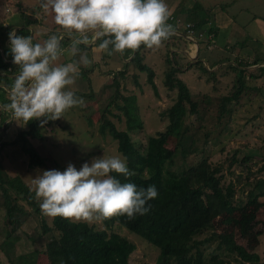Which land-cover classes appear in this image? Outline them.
<instances>
[{
    "label": "trees",
    "instance_id": "1",
    "mask_svg": "<svg viewBox=\"0 0 264 264\" xmlns=\"http://www.w3.org/2000/svg\"><path fill=\"white\" fill-rule=\"evenodd\" d=\"M19 1L16 0V3L12 5L21 21L16 25L19 27L16 34L29 36L28 28L36 31V27L41 25L44 15L40 13L43 10L40 6L41 0H36L38 6L27 7L22 6ZM1 5L2 2H0ZM205 11L209 12L210 9ZM201 24L198 22L194 26ZM53 27L56 31L52 29V32L47 33L48 35L63 32L55 23ZM10 31L11 29L2 28L0 24V84L9 86L12 84V78L19 72V67L12 62L10 49L4 47ZM168 41L162 42L166 49L164 53L163 51L160 53L162 54L160 60L164 65L162 86L166 92L174 93V97L165 110L161 111V116L166 118L163 130L146 138L142 150L133 145L128 135V131L141 129L142 123L135 108V98L124 96L120 92V83L127 78L126 71L133 67L136 72V74L130 73L131 84L136 88H140L139 75L144 74L145 85L149 86L155 98L159 97L153 82L154 69L145 64V60L151 55V50L144 45L133 53L131 50L120 53L123 59L128 58L131 53L132 56L123 64L121 71L112 76L107 86L113 90L112 99L118 98L122 103V107L119 105L117 107L121 109L125 117L126 130H118L105 116H100L102 119L100 131L109 134L116 144L117 152L127 157V166L135 173L128 178L116 173L111 175L119 179L121 183L131 182L138 188L154 185L158 196L149 201L151 210L146 215H138L134 219H129L126 215L104 219L99 221L101 227L84 221L49 217L42 213L41 201L36 198L35 191L29 190L20 176L8 177L3 164L0 163V206L3 210L0 253L5 257L7 264H37L39 257L45 258L47 264H128V258L135 247L125 238L112 232L113 225L124 228L150 245L156 251L154 264H227L228 256H233L237 264H264L256 253L246 251L228 238L211 235L199 240L204 232L212 228L213 221L218 216L228 211H244L246 207L257 203L254 192L262 181L252 180V177L255 172H263L262 178L264 177V156L261 158V166L259 165L255 172H251L250 169L259 162L255 163L257 160L254 155L249 154V150L256 152V149L245 145L243 147L245 153L240 158L236 156L237 150L228 148L225 152L224 149H220V155L225 153L220 162L213 163L207 157L188 162L189 155L200 151L196 144L197 141L200 142L199 136L203 138L202 143L205 145L208 139H216L211 137L210 130L200 131V123L204 122L201 115L208 109L212 113V109L209 108L211 99L205 94L190 93L177 77L185 64L179 63L182 60L181 56L175 53L169 55V51L171 48L178 49L180 44L177 43L180 40H174L170 45H167ZM101 42L102 40H97L96 45L98 46ZM209 43L211 44V41L204 40V47ZM237 56L232 57L233 63L229 62L231 58L224 57L218 58L208 67L211 69L216 65L236 74L231 92L216 97L215 122H220L223 117L231 113L230 104L238 105L242 97L257 95L258 89L247 90L246 82L264 80V66L246 70L258 64L264 65L263 53L259 52L255 57L252 54L247 59L241 57L239 60ZM197 60L189 66L187 61V69L199 68L204 75L208 76L204 82L210 83L209 81L213 79H210L209 71L199 65ZM215 84L216 82L212 83V89L215 88ZM262 103L264 104V100ZM185 118H192L197 122V126L191 133ZM44 119L43 117L33 119L26 124L18 120L20 129L12 142L0 139V154L4 147H19L22 154L26 156V169L32 170L45 166L46 160L42 159L30 144V141L40 142V144L43 141L40 123ZM0 120L3 122L5 117H1ZM52 121L48 120L47 124ZM205 122L210 123L207 119ZM222 129L223 127L220 131ZM172 137L175 139L174 144L168 146L167 141ZM200 153L204 155L202 150ZM226 176L230 179L225 182ZM242 195H245L244 199ZM29 217H34L38 222L37 235L36 238L27 240L29 242L27 251L24 250L18 254L14 246L21 239L16 232ZM47 218L49 223H46ZM212 239L216 240V246L205 253L201 246L204 242H212ZM262 244L264 246V240ZM51 245L54 249L50 253Z\"/></svg>",
    "mask_w": 264,
    "mask_h": 264
},
{
    "label": "rangeland",
    "instance_id": "2",
    "mask_svg": "<svg viewBox=\"0 0 264 264\" xmlns=\"http://www.w3.org/2000/svg\"><path fill=\"white\" fill-rule=\"evenodd\" d=\"M233 1L234 0H183L182 8L185 12L189 13L188 21H194L195 19L206 20V14L208 13L204 12L205 9H216L230 3L231 5L229 8L223 7V9H226L230 16H235L234 12L240 8L241 4L249 3V5L244 7V9H246L245 12H240L238 17L235 16L236 20H241V18L249 19L250 16H252L264 23V0H235L234 3ZM0 2H2L1 6L3 7L1 8L0 6L1 27L9 28L12 31V29L21 22L12 6L16 3V0H0ZM19 2L22 3L24 7L39 5L36 0H20ZM253 4H259L261 7L256 9V5L254 8ZM40 13L42 15L44 13L40 23L41 25L36 27V31L28 28L33 32L32 38L34 40H39L41 37H49L47 33L55 29V27H53L55 23L54 14L45 12L44 10ZM40 13H38V16H40ZM257 15L261 16L257 17ZM208 18L210 21L214 20L213 15ZM180 23L181 22H179V24ZM57 27L59 29V26ZM194 27L196 30H202L203 28L202 24ZM16 28L19 27L17 26ZM232 30H238L239 33L244 32L236 22ZM220 33L226 35L229 33V29L226 28L224 32L219 30V33L217 32L216 34L217 40L223 37ZM260 37L264 38V29H261V31L257 33L254 40ZM202 40L204 39H198L200 53L197 61H199V65L209 71L210 79L213 80H210V83H205L204 80L207 79L208 76L204 75L199 68L195 67L180 72L177 77L184 83L190 93L205 94L211 99L209 108L212 109V113H210L208 109L206 113L201 115L204 122L200 123V131L210 130L212 134L211 137H216V139H208L207 145H205L202 143L203 138L199 136L200 142L198 143L197 141L196 144L204 155H202L200 151H197L196 154L188 156V162L197 161L203 157L209 158L213 163L220 162L225 154L223 153L220 155V149H224L225 152L228 151V148L237 150L236 156L240 158L245 153L243 149L245 145L248 148L256 149V152L249 150V154L254 155L257 160H254L255 163L259 162L250 169L251 172H255L258 166H261V158L264 156V104H261L262 100H264V80L260 83L256 80H250L248 83L246 82L245 87L247 90L258 89L257 95L242 97L238 105L230 104L229 108L231 109V113L223 117L220 122H215L214 116L216 111L214 110L216 108V97L219 95L224 96L231 92L235 80L234 76L236 74L223 67L219 68L216 65L213 67L214 69H209L208 67L217 60L216 57L219 59L229 57L230 52L223 51L222 49L219 51L217 48L218 45L215 46L213 51H207L204 48ZM257 41L260 43V40ZM221 45L223 46V43L220 44V46ZM260 46H262V44H260ZM154 48L156 47L149 48V50ZM187 48V50L193 48L192 44L187 42ZM156 52L157 53L151 52L153 55H149L150 57L145 60V64L154 69L155 78L153 82L158 91V98H155L149 86L147 84L145 85L144 74L139 75L138 78L140 88H136L131 84L130 73L136 74L133 67H130L129 70L126 71L127 78L120 83L121 94L128 97L133 96L135 98V108L137 109L138 118L141 120L142 128L137 131H128V135L133 145L140 150L144 148L146 138L152 137L156 132L163 130L166 124V118L161 116V111L165 110L174 97V93L166 92L162 86L164 65L159 58L161 50L159 49ZM242 53H246V51L242 50ZM69 56L68 52H63L57 63L66 64L73 60H79V56L74 57L73 60H68ZM235 56L236 55H231V57H229L231 58L229 60L230 63H233L232 57ZM239 59L240 57H238V60ZM107 61L109 62L107 66L102 67L100 64L94 66L93 62L87 67L81 64L83 68L80 69V74L75 84L69 86V89L75 93H84L79 96L83 98V105L68 109L61 118L53 120L49 124H42L41 121L40 132L43 141L41 144L40 142L36 143L35 141H30V144L34 147L35 152L42 159L46 160L45 166L28 170L25 167L26 156L22 154L19 147H4V150L0 154V163L3 164L5 174L8 177L13 178L15 175L20 176L21 181L26 187L29 190H34L33 178L43 171L52 169L64 171L69 163L73 164L77 170H79L83 163L88 162L91 164L94 157L119 154L116 150L115 142L107 132L102 133L99 126L102 122L100 116L103 115L111 121L118 130L125 131L127 128V125H125V117L121 109L118 108L119 106L122 107V103L118 98L112 99L113 90L110 87L107 88L111 82L112 76H115L118 71H121L125 60L119 59L117 62H115L116 60H114V62L111 60ZM204 64H206V66ZM246 69L247 71L254 70L253 67H248ZM99 70L102 74L98 72ZM213 82H216L214 89H212ZM85 95H87V97H85ZM206 119L210 123H206ZM185 122L189 124V133L193 132L195 126H197V122L193 121L192 118H185ZM221 123L224 124L221 125ZM17 126L18 123L13 124V130H19L20 126L18 128ZM221 127H223V129L220 131ZM174 140L173 137L170 138L167 141V145H173ZM225 156H227V154ZM235 171L237 172L236 169ZM262 173L263 172H255L252 177V180L260 179L262 181L258 184L254 192L257 203L246 207L244 211H228L218 216L214 219L212 228L204 232L199 240H202L204 237H210L211 235L215 237H225L232 240L236 245L243 247L246 251L256 253L260 261H264V246L262 244L264 240V202H262L264 199V177L262 178ZM229 179L230 177L226 176L224 180L226 182ZM244 198L245 195H242V199ZM24 208L29 210L27 207ZM2 216L3 210L0 206V233L3 234ZM48 218L46 219L47 221L45 220L46 223H49ZM89 224L101 227L99 222H92ZM38 227V222L34 217H29L25 220L16 232V235L20 236L21 239V241L17 242L14 246L16 253L19 254L24 252V250L27 251L26 248L29 246L27 240L29 238H36ZM111 231L134 245L135 250L129 256L128 264H154L156 251L150 245H147L142 239L122 227L113 225ZM212 240V242H204L201 246L205 253L210 252L216 246V240ZM36 246L39 247L38 245ZM49 248L51 253L54 246L51 245ZM226 260L227 264H237L233 260V256L226 257ZM38 263L47 264V260L43 257H39L37 260V264ZM0 264H7L5 257L1 253Z\"/></svg>",
    "mask_w": 264,
    "mask_h": 264
},
{
    "label": "clouds",
    "instance_id": "3",
    "mask_svg": "<svg viewBox=\"0 0 264 264\" xmlns=\"http://www.w3.org/2000/svg\"><path fill=\"white\" fill-rule=\"evenodd\" d=\"M40 6L54 14L63 32L34 43L31 30L29 36H20L16 34L19 28L12 29L10 53L19 72L10 86L0 84L10 101L0 104V110L23 124L41 117L45 118L42 124L57 120L68 109L83 105V98L69 89L80 74V65L91 64L80 45L102 40L98 49L111 56L113 52H135L141 45L159 47L173 32L167 23L171 13L165 0H41ZM65 33L72 37L68 52L72 57L79 55V60L60 64ZM111 173L126 178L135 175L121 154L94 157L79 170L69 163L64 171L52 169L36 175L32 182L42 213L89 223L120 215L129 219L146 215L152 207L149 201L158 196L156 187L121 183Z\"/></svg>",
    "mask_w": 264,
    "mask_h": 264
},
{
    "label": "crops",
    "instance_id": "4",
    "mask_svg": "<svg viewBox=\"0 0 264 264\" xmlns=\"http://www.w3.org/2000/svg\"><path fill=\"white\" fill-rule=\"evenodd\" d=\"M182 2H183V0H165V3L168 5L169 11L171 13L170 16L179 20V22H181L183 24L189 23V24H192L194 27V25L201 20L200 22L202 23V27H203L202 30L208 31L209 27H210L209 33L212 34V38H211V44L209 45L210 50H207V51H213L215 46L218 45L217 48L219 51L222 49L223 51L231 52L229 54V57H231V55H238V57H240V58L242 57L243 59H247L248 57L252 56V54L254 57L259 52L264 54V41H262V40H264V38L260 37L259 39H257V40H260V43H258L259 41L254 40L257 33L259 31H261V29H264V23L262 21L257 20L255 17H252V16H250L249 19L241 18V20H236V18H235V16L238 17L240 15V12L246 11V9H244V7L249 5V3L241 4L240 8H238L234 12L235 16H233V15L230 16L229 13H227V10L223 9V7L229 8L231 5V3H230V4H226L225 6L222 5L216 9L211 8L209 12L205 11V10H207V9H205L204 12L208 13V14H206V20L195 19L194 21H188L189 13L185 12L184 9L182 8L183 7ZM234 2H235V0L233 1V3ZM255 5H256V9L258 7H261L259 4H253L254 8H255ZM212 15H213L214 20L210 21V19L208 17L212 16ZM258 16H261V15H257V17ZM197 20H199V21H197ZM235 22L238 23V26L240 28H242L244 30V32L239 33L238 30H232V27L235 24ZM167 23L171 24L173 26V32L170 35V37L167 39V40H169L167 45L173 44L174 40H176L177 38L182 39L179 41V43H177V44H180L179 48L178 49H172L171 48L169 51V55H171L172 53H175V54H178L179 56H181L182 60H180L179 63L185 64V66L181 69V72L185 71L188 68V67H186L187 61H189L187 64V66H189L191 63H193V61L198 59V56L200 53L198 40H196V44H197L196 47L191 42H189L192 44L193 48H191L190 50H187L188 49L187 48V42L188 41L186 40V38H184L185 37L184 31L181 28L174 27L173 23H171L170 21H167ZM16 27H14V29H16ZM226 28L229 29V33L226 35L220 33V34H222L223 37L222 38L220 37V39L217 40V38H216L217 32L219 33V30H222L224 32V30ZM65 37L67 38V40L61 41V47H62V49H64L63 52H68V48L71 44L72 37H70L68 35H65ZM213 37H214V40H213ZM47 38L41 37V38H39V40H33V42L34 43L43 42ZM179 39H177V40H179ZM183 40H185L186 42ZM253 41H257V42H253ZM202 42H204V40ZM221 42L223 43V46L222 45L220 46V44H222ZM8 43H9V40L4 42V47L10 49V45ZM260 44H262V46H260ZM79 47L81 49V53H84V52L87 53L89 60L91 62H93L94 66L100 64L101 67L107 66V63H109L107 60H111L113 62H114V60H116L115 62H117V60L122 59V60H125V62H128L129 58L132 56V53H133L132 52L128 58L123 59L119 52H113V54L111 56H109L105 51L99 50L98 46L96 45V42L93 45H88V46L80 45ZM239 47H240V49H238ZM159 49L161 51H163V53H164L166 46L164 47V45H161L159 47L152 49L151 52L157 53L156 51ZM242 50H245L246 53H242ZM68 54L70 55L69 52H68ZM151 55H153V54L151 53ZM160 55H162V54H159V58L161 59ZM77 56H79V55H77ZM150 56H148L147 59ZM181 57H180V59H181ZM73 59H74V57H72L70 55L68 60H73ZM216 59H218V57H216ZM191 60H193V61H191ZM204 65L206 66V64H204ZM259 66H264V65L258 64L257 66H254L253 68H257ZM82 68H83L82 65H80V69H82ZM212 69H214V68H212ZM98 72L101 73L100 70ZM96 78H99V77H96ZM257 82L260 83V80H258ZM81 94H84V93L76 92L77 96H80ZM85 94H87V93H85ZM9 102L10 101L8 98V92L5 91V89H0V104H5V103H9ZM1 117H5V121L3 123L0 120V139H1V141H6V142L11 141L12 138L14 137L15 133L18 130V129L13 130V124L18 123V126H17V128H18L20 126L19 121L18 120L17 121L12 120L13 119L12 115L4 112L2 110H0V118Z\"/></svg>",
    "mask_w": 264,
    "mask_h": 264
},
{
    "label": "built area",
    "instance_id": "5",
    "mask_svg": "<svg viewBox=\"0 0 264 264\" xmlns=\"http://www.w3.org/2000/svg\"><path fill=\"white\" fill-rule=\"evenodd\" d=\"M168 21H170L171 23H173L174 27H178L181 28L184 31V38H186V40L188 42H191L195 47H196V40L198 39H204V40H208L211 41L212 38V34H210L208 31L206 30H196L192 24L189 23H180L179 24V20H177L176 18L173 17H169ZM203 41V40H202ZM210 43L205 45V49L206 50H210Z\"/></svg>",
    "mask_w": 264,
    "mask_h": 264
}]
</instances>
